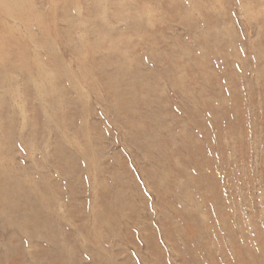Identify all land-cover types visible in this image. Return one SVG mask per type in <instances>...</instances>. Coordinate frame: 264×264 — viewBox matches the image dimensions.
I'll list each match as a JSON object with an SVG mask.
<instances>
[{
  "label": "rangeland",
  "instance_id": "rangeland-1",
  "mask_svg": "<svg viewBox=\"0 0 264 264\" xmlns=\"http://www.w3.org/2000/svg\"><path fill=\"white\" fill-rule=\"evenodd\" d=\"M0 264H264V0H0Z\"/></svg>",
  "mask_w": 264,
  "mask_h": 264
}]
</instances>
